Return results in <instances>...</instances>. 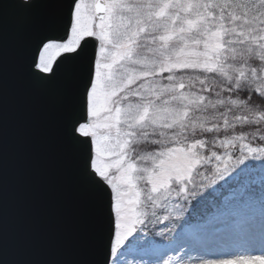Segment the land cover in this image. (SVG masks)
Returning a JSON list of instances; mask_svg holds the SVG:
<instances>
[{"label":"snow or ice","instance_id":"6c2138e0","mask_svg":"<svg viewBox=\"0 0 264 264\" xmlns=\"http://www.w3.org/2000/svg\"><path fill=\"white\" fill-rule=\"evenodd\" d=\"M10 79L83 208L71 258L24 264H264V0H3L0 184Z\"/></svg>","mask_w":264,"mask_h":264},{"label":"water","instance_id":"95a60500","mask_svg":"<svg viewBox=\"0 0 264 264\" xmlns=\"http://www.w3.org/2000/svg\"><path fill=\"white\" fill-rule=\"evenodd\" d=\"M15 23L10 12V70L21 55ZM34 51L30 43L26 55L30 58ZM61 134L54 104L10 79L0 184V264L71 258L79 246L83 208L61 151Z\"/></svg>","mask_w":264,"mask_h":264}]
</instances>
